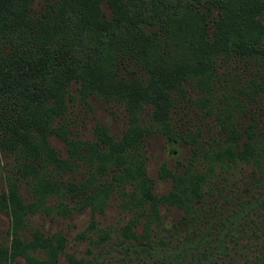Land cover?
I'll return each instance as SVG.
<instances>
[{"label":"trees","instance_id":"1","mask_svg":"<svg viewBox=\"0 0 264 264\" xmlns=\"http://www.w3.org/2000/svg\"><path fill=\"white\" fill-rule=\"evenodd\" d=\"M232 57L258 67L242 86L215 97L217 66ZM186 83L196 92L199 87L211 112L219 109L222 135L210 150L200 148L197 134H178L169 121L188 97ZM93 94L128 112L118 139L103 123L94 125L93 139L72 129L70 107L90 111ZM262 97L264 0H48L38 10L33 0H0V210L10 219L0 264L18 257L26 264H61L62 256L63 264H108L115 255L133 264H197L200 249L199 261L207 264L224 251L227 236L240 239L233 228L252 218L264 199L263 177L259 197L241 201L227 221L212 217L217 205L203 190L224 180L237 160L264 171V118L247 108ZM147 105L150 124L141 120ZM246 113L250 120L241 128ZM154 131L184 139L192 151L178 170L163 166L172 187L162 194L153 190L145 166L146 135ZM52 134L66 143L65 155L51 144ZM78 169L79 178L67 175ZM113 195L128 214L114 228L96 218ZM161 204L178 207L181 217L164 223ZM83 208L91 216L76 237L88 240L86 256L66 249L65 233L28 226L31 214L68 216ZM201 217H212L206 223L216 230L196 232ZM255 243L241 264H264V243Z\"/></svg>","mask_w":264,"mask_h":264},{"label":"rangeland","instance_id":"2","mask_svg":"<svg viewBox=\"0 0 264 264\" xmlns=\"http://www.w3.org/2000/svg\"><path fill=\"white\" fill-rule=\"evenodd\" d=\"M47 1L33 0L34 10L40 9ZM102 6L106 12H109L106 2H103ZM257 67L258 65L245 61L242 58H229L223 64L217 66L219 78L213 87L212 94L215 97L221 96V94L231 91L239 83L242 86L249 79L251 71ZM75 86L76 83H73L72 89ZM186 88L188 97L179 101L177 107L173 109L174 111L170 112L169 121L178 134L181 133L186 137L191 133L197 134V140L202 144L200 148H208L207 150H210V143L213 139H219L222 135L217 117L219 109L213 106L214 110L211 112L207 108L208 104L200 100L203 93H201L199 87H197L196 92L190 83H186ZM195 98H197V102L199 103L197 105L192 104V100ZM189 99L190 101H188ZM223 99V104H225L227 99ZM89 100L92 109L88 112L78 105L70 107L69 118L72 129L78 131L81 138L93 139L95 138L93 132L94 125L96 123H103L109 132L118 139L129 125L128 112L123 107L124 105L94 94L89 97ZM259 101L257 104H247V108H249L250 112H255L258 117L264 118V97L260 98ZM147 107L149 110L145 109L142 112L143 116H141V120L146 124H150V121L147 120L151 108L148 105ZM208 107L210 106L208 105ZM234 112H239V107L234 108ZM249 115L250 113H246L243 116L241 128L246 124L245 122L250 120ZM50 141L60 154H66V143L62 139L52 134ZM212 147L219 148L215 144ZM144 148L146 150L145 166L152 178L153 190L157 194L169 191L172 187V177L164 172L163 166L172 171L178 170L181 164L187 162L192 156L190 143L182 138L172 141L166 134L154 131L146 135ZM204 164V156L201 152L197 153V167L201 168ZM214 165L216 171L219 172L222 169L218 162ZM67 175L79 178L80 169L69 172ZM263 177L264 171L261 169L249 167L244 161L237 160L235 164L231 165L224 180L222 178L216 179L215 185L213 184L214 187L211 183L203 185V190L210 192L208 193L207 200L213 199L212 204L216 203L215 205H217L209 213L213 215V218L227 219L229 221L232 218L234 209L240 205L241 201L248 203L255 201L259 197L261 190L259 182H263ZM2 183L3 180L0 179V189L3 186ZM217 186H219L218 190H216ZM21 190L27 200L31 199L25 191L24 186L21 187ZM117 201L118 199L113 195L105 210L102 213H97L96 218H98L100 225L112 226L114 228L126 221L128 214L120 210ZM53 202L54 200L51 199L50 203ZM257 205L258 208L252 210V218L241 219L242 223L239 224L240 226L233 228V231H239L238 234L240 236L238 237L240 239L236 242L227 236L224 251L212 256V260L207 264H241V261L246 258L244 255H248L247 251L252 250L251 247L256 244L255 242L260 241L264 243V199ZM160 208L162 220L166 224L178 220L182 215V210L174 205L161 204ZM90 216L91 211L89 208L74 210L68 216L57 215L54 212L48 214L35 213L29 216L28 226L30 228L37 226L48 233L54 231L65 233L68 237L66 249L74 251L78 256H86L88 240L78 239L76 234L87 226ZM212 217L198 218L195 227L196 232L197 230L205 231L209 229L215 231L217 226L215 227L214 223H206V220ZM9 222V216L0 210V240L7 238ZM253 231H256L257 235H253ZM200 251L197 252V259L199 260L201 259L199 258V255L201 257ZM120 256L115 255L108 264H133L129 260H121ZM199 260H197V264H202ZM63 263L65 262L62 256L61 264ZM11 264H26V262L22 257H18Z\"/></svg>","mask_w":264,"mask_h":264}]
</instances>
